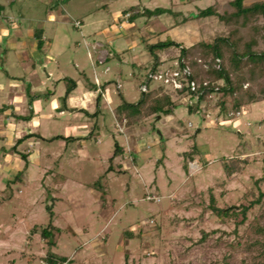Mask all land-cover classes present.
Wrapping results in <instances>:
<instances>
[{
  "label": "rangeland",
  "instance_id": "rangeland-1",
  "mask_svg": "<svg viewBox=\"0 0 264 264\" xmlns=\"http://www.w3.org/2000/svg\"><path fill=\"white\" fill-rule=\"evenodd\" d=\"M214 1L0 0V107L9 97L5 92L25 93L29 81L40 94L41 111L49 114L37 120L27 107L28 117H20L36 135L25 145L31 151L27 173L8 186L0 181V264H41L46 246L30 228L49 221L60 228L52 251L72 264H209L230 251L224 241L236 240L246 224L234 234L231 220L222 222L208 209L210 196L219 207L237 209L264 192V180L255 183L264 175V100L221 113L215 104L218 94H213L189 112L196 95H173L171 112L131 125L116 112L123 100L136 103L141 98V83L149 89L160 84L177 90L147 78L149 72L180 67L177 61H165L150 69L153 57L147 44L168 38L189 46L224 34L216 16H190ZM130 6L164 10L149 18L136 14L128 22L121 12ZM41 32L44 38H36ZM6 37L24 40L27 47L8 50ZM93 41L109 53L104 65H97ZM49 46L50 58L45 55ZM31 50L36 52L31 57L33 76L28 75L31 69L19 66ZM133 62H143L144 69L130 75ZM106 65L110 70L103 74ZM93 69L101 80L112 79L105 88L108 107L102 103L99 110V91L87 87L94 83ZM72 79L77 86L68 93L85 99V105L59 113ZM181 81L186 83L183 77ZM77 125L87 135L66 139L74 134L67 129ZM53 136L60 137L48 141ZM115 142L123 150L113 159V169L105 172ZM194 145L199 155L186 168L183 153ZM225 163L237 167L232 174ZM97 181L105 192L98 201L91 192L99 190ZM252 188L255 196H246ZM263 210L264 200L248 211L247 221ZM201 230L213 233L197 243ZM229 253L233 264L247 256L242 249Z\"/></svg>",
  "mask_w": 264,
  "mask_h": 264
},
{
  "label": "trees",
  "instance_id": "trees-1",
  "mask_svg": "<svg viewBox=\"0 0 264 264\" xmlns=\"http://www.w3.org/2000/svg\"><path fill=\"white\" fill-rule=\"evenodd\" d=\"M164 9L157 7L149 9L146 7L130 6L122 10L123 14L128 13L127 21H131L136 14H143L148 18L154 14L161 13ZM214 15L224 25V34L216 35L211 40H200L189 46H183L178 42L169 40L157 41L147 44V50L153 57L150 69H156L165 61H178L179 66L188 65L190 68V76L196 83V91L193 93L187 87H183L180 91L168 90L164 85H156L155 88L141 92V98L136 103L122 101L116 109L119 117L124 115L127 125L146 118L152 114H167L171 112L175 103L173 95L176 97L188 95H196V100L188 104V111H196L200 108L203 101L211 98L209 95L218 94L215 104L219 106V111L225 112L228 108L236 112L247 104L264 100V0L252 2L248 5L243 0H230L222 8L218 4L209 5L203 9H199L196 16ZM36 38H40L41 34H35ZM41 41H38L40 46ZM159 53V55H158ZM165 53L166 57L161 59L160 54ZM216 59H219V67L216 68ZM172 67V65H171ZM144 69V66L141 67ZM147 73V72H146ZM145 73V74H146ZM69 86L64 94L63 102L68 96L69 89L76 86L75 80H68ZM207 85L203 86L202 83ZM88 88H94L95 84H88ZM175 97V98H176ZM100 93L96 97V106L98 108ZM129 107L127 112L125 108ZM121 109V110H120ZM131 109V110H130ZM99 110V108H98ZM123 111L124 114H121ZM23 119L28 117L20 116ZM29 135L17 139L15 146ZM60 136H53L48 140H54ZM72 138L71 136L65 137ZM123 148L115 142L113 154L109 157V166L105 172L113 169L112 161ZM199 149L196 145L191 150L184 152V167L190 161L195 160L199 155ZM24 160L23 170L19 171L10 182L16 181L27 167V153L18 152ZM163 154L158 160L162 159ZM188 158V159H187ZM237 162L241 159H236ZM242 162H245L242 160ZM228 174L235 171V166L227 163L224 164ZM264 180V175L260 179H256L255 183ZM98 187L100 199L105 194L100 181L94 183ZM246 196H255L254 189H250L245 193ZM264 200V192L259 194L248 203H240L238 208L232 206H217L215 199L210 196L208 209L220 221L231 220L234 223L233 233L237 234V228L245 225L243 234L238 236L236 240L224 241L230 251L224 252L219 262L214 261L209 264H233L231 254L229 252L241 250L247 256L241 259V264H264V210L259 216L253 217L247 221V213L254 205H262ZM31 233H38L41 240L45 244V251L42 259L49 264H57L58 262H66L72 264L70 259L63 255H58L52 248L57 245L60 234V228L54 226L51 221L46 225L34 224L30 228ZM74 233V232H72ZM213 231L201 230V237L196 241L201 243ZM247 260L246 262H244Z\"/></svg>",
  "mask_w": 264,
  "mask_h": 264
},
{
  "label": "crops",
  "instance_id": "crops-1",
  "mask_svg": "<svg viewBox=\"0 0 264 264\" xmlns=\"http://www.w3.org/2000/svg\"><path fill=\"white\" fill-rule=\"evenodd\" d=\"M174 3H180V2H191V1H196V0H172ZM199 1V0H198ZM228 1L230 0H215L213 4H218L219 8H222ZM259 1V0H243V3L245 5H248L252 2ZM212 5V4H211ZM145 7V6H140ZM147 8V7H146ZM198 9H203V8H198ZM3 11V6L0 5V13ZM122 13V12H121ZM123 14V13H122ZM196 13H191L190 16L196 17ZM1 16V15H0ZM123 17L127 20V17L125 14H123ZM1 19V18H0ZM78 22V21H77ZM129 22V21H128ZM147 22V21H146ZM220 22V21H219ZM20 23V22H19ZM79 23V22H78ZM80 24H78L79 26ZM41 31V30H40ZM41 36L44 38L43 33L41 32ZM4 43L7 44V49L8 50H13L17 51L22 49L23 47H27V43L24 40H16L12 41L11 38L6 37L4 40ZM143 41V40H142ZM85 42V41H84ZM145 42V40H144ZM86 44L89 45L88 42ZM34 46V45H33ZM102 44L98 41H93L90 45V48L96 52V62L97 65H104L108 59H109V53L102 49ZM50 50V46L48 47V50L46 51L45 55L50 58V55H48V51ZM36 54L35 51L31 50L29 54V58L22 59L20 58L19 60V66L21 70L26 71L30 70L28 72L29 76H33L36 74L35 69L31 68L33 65V60L31 57H34ZM161 56V55H160ZM37 57V56H36ZM44 59V58H43ZM161 59H163L161 57ZM43 64V60L41 62ZM144 66L143 62H133V70L130 73V75L134 74V70H140L141 67ZM110 68L108 65H106L102 69L103 74H107L109 72ZM97 70L93 69L94 72V84H95V89L99 91L101 98L99 100L98 107L102 104L105 103L106 106L108 107V99L107 95L105 93V88L109 84L112 79H103L101 80L98 75H97ZM50 76V75H48ZM85 77V75H84ZM17 79V77H12ZM25 81V80H23ZM39 84L41 86L46 85V81L41 79L39 81ZM116 86L115 88L119 90L121 88L120 83L117 81L115 82ZM77 86V83H76ZM75 86V88H76ZM2 86L0 85V88ZM12 91V90H11ZM9 90L6 93V97L9 96L7 99L5 98V104L0 107L1 110V115L3 116L2 119L0 120V181L7 183V181L12 180L14 176L21 170H23L24 162L23 159L20 157L18 152H23L27 153L29 156L31 154V151L29 150V146H25L28 141H30L36 134L34 132L33 126H23V120L20 118V116H25L27 115V107L31 108V113L34 115L35 119H39V117L43 116L46 117L49 114L47 112H42L41 109L43 108V102L40 99V94L36 92V90H33L31 82H27L25 85V88H23V91L25 93H17L16 91L14 94L11 93ZM0 92H3L2 89H0ZM30 96V101H28V97ZM32 97V99H31ZM28 98V99H27ZM28 104V105H27ZM96 104V101H95ZM85 105V99H79L78 96L73 95L71 93H68L67 99L65 101V104L62 106H58V112L62 113L66 109H77L78 106H84ZM42 112V113H41ZM14 116V119H13ZM32 117V116H31ZM29 121L25 122L26 124ZM74 130V131H73ZM72 131L74 134H69L68 136H71L72 138H82L87 135L88 131H86L82 126L77 125V127L73 128H68L67 132ZM76 134V135H75ZM24 135H29L26 138H24L21 142H19L14 150L13 146L15 145V142L17 139L23 137ZM50 141V140H48ZM8 147H11V150H7ZM24 148V150L22 149ZM28 170V164L26 169H24V174L27 173ZM94 195V197L97 199V201L100 199V193L99 191H95L92 189L91 191Z\"/></svg>",
  "mask_w": 264,
  "mask_h": 264
},
{
  "label": "built area",
  "instance_id": "built-area-1",
  "mask_svg": "<svg viewBox=\"0 0 264 264\" xmlns=\"http://www.w3.org/2000/svg\"><path fill=\"white\" fill-rule=\"evenodd\" d=\"M125 16H128V13L125 14ZM79 24L78 22L76 23ZM178 62V61H177ZM175 63L178 65V63ZM215 67H219V59H216ZM181 77L186 79V83H183L181 81ZM147 78L155 81L162 82L163 84L169 85L174 89L181 90L184 86H186L191 92L196 91V83L190 76V68L188 65H181L178 69H173L170 71V69H163L160 71H154L149 72L147 74ZM203 86H206L207 83L203 82ZM139 89L141 92H145L147 90V84L141 83L139 85ZM147 198H151L150 196H147ZM41 264H49L44 260L40 261ZM57 264H66V262H58Z\"/></svg>",
  "mask_w": 264,
  "mask_h": 264
}]
</instances>
